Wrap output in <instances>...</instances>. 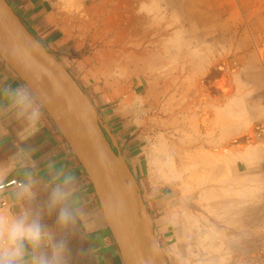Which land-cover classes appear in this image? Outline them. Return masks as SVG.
Returning a JSON list of instances; mask_svg holds the SVG:
<instances>
[{
    "label": "rangeland",
    "instance_id": "rangeland-1",
    "mask_svg": "<svg viewBox=\"0 0 264 264\" xmlns=\"http://www.w3.org/2000/svg\"><path fill=\"white\" fill-rule=\"evenodd\" d=\"M56 8L68 46V54L59 59L93 103L99 106L102 102L110 109L128 108L124 114L129 125L126 141L138 144L135 160L131 155L128 161L130 167H135L136 172L132 170L139 182L142 178L155 190L156 197H168L177 208L181 242L175 252L179 264H233L237 258L251 263L264 254L263 218L240 222L218 217L215 202H204L197 195L200 188L181 190L174 181L156 185L145 168L149 166L147 151L160 142H165L169 151L176 147L186 153L196 148L208 155L227 153L226 145H233L219 143L222 127L215 122L219 108L240 92L245 93L249 106L239 108L233 121L240 127L226 141L248 134L253 144L264 147V75L253 82L248 81L251 76L243 75L246 81L239 78L253 57L264 70V0H57ZM206 12L215 14L214 18L206 20ZM219 63L226 65L222 73L210 84L202 83L207 69ZM220 75L225 77L220 81L228 91L214 94L212 88L218 86ZM207 138H213L212 143ZM245 145L248 141H240L234 148L245 149ZM238 160L230 163L233 174L251 177L245 184L257 192L253 200L260 198L257 204H262L263 213L264 176L262 181L254 178L264 174L260 171L262 161L255 159L245 166ZM222 174L218 171L215 176ZM189 179L192 182L193 176L185 173V183ZM229 183L227 187L238 186ZM159 191L164 194H157ZM192 214L198 215L199 222L195 216L190 219ZM196 224L210 232L207 255L191 232L198 228ZM249 248L255 252H241Z\"/></svg>",
    "mask_w": 264,
    "mask_h": 264
},
{
    "label": "crops",
    "instance_id": "crops-1",
    "mask_svg": "<svg viewBox=\"0 0 264 264\" xmlns=\"http://www.w3.org/2000/svg\"><path fill=\"white\" fill-rule=\"evenodd\" d=\"M8 2L28 28L52 53L58 58H61L63 54H68V46L64 43V30L56 15L57 0H8ZM214 16L215 14L206 12L205 19L212 20ZM21 84L28 86L7 59L0 54V86L15 87ZM0 102L6 103L7 101L0 99ZM94 105L103 124L118 139L119 151L130 162V156L135 153L138 144L134 145L133 142L126 141L129 125L126 124L128 121H125L124 114L127 113L128 108L110 109L102 102L99 104L101 107L95 103ZM42 112L41 119L34 126L17 122L11 114L0 116V171L3 172L0 184L10 178L24 181L33 163L38 166L39 174L42 176H47L49 164H52L56 170L70 171L78 179L80 191L77 203L86 205V210H88L86 223L89 226L86 237H82L80 228L70 236L68 241L70 264H127L87 171L44 106ZM148 151L146 157L150 163ZM135 158L136 156L133 155V160ZM145 168L150 173V166ZM132 169L136 172L134 166ZM140 183L144 198L153 214V225L165 264H179L181 262L178 260L179 255L175 252L181 242L177 231L179 221L176 214L177 208L168 197H156L155 190L145 184L142 178H140ZM161 183L166 182L154 184L165 185ZM14 189L15 187L0 189V209L13 210L15 208ZM157 194L163 195L164 193L159 191ZM38 199L42 202L46 199V194H42ZM153 209L157 210L152 211ZM257 210L254 216L258 220L264 219V213H260V204ZM55 221V213L51 217H44V223L50 228L55 226ZM262 241L264 244V238ZM263 248L264 246L261 247L262 250ZM253 251L255 252V248L241 250L247 255ZM252 259L255 260L254 257ZM257 260H261L259 254Z\"/></svg>",
    "mask_w": 264,
    "mask_h": 264
},
{
    "label": "water",
    "instance_id": "water-1",
    "mask_svg": "<svg viewBox=\"0 0 264 264\" xmlns=\"http://www.w3.org/2000/svg\"><path fill=\"white\" fill-rule=\"evenodd\" d=\"M0 54L40 98L84 166L126 263L165 264L140 182L117 138L79 81L8 0H0Z\"/></svg>",
    "mask_w": 264,
    "mask_h": 264
},
{
    "label": "clouds",
    "instance_id": "clouds-1",
    "mask_svg": "<svg viewBox=\"0 0 264 264\" xmlns=\"http://www.w3.org/2000/svg\"><path fill=\"white\" fill-rule=\"evenodd\" d=\"M0 99L7 101L0 102V116L11 114L17 122L34 126L43 115L42 101L27 85L0 86ZM48 168L42 176L33 163L26 179L15 186V208L0 209V264H70V236L80 228L86 237L88 210L77 203L78 179L52 164ZM42 194L46 199L41 202ZM54 213L55 226L50 228L44 217Z\"/></svg>",
    "mask_w": 264,
    "mask_h": 264
},
{
    "label": "bare ground",
    "instance_id": "bare-ground-1",
    "mask_svg": "<svg viewBox=\"0 0 264 264\" xmlns=\"http://www.w3.org/2000/svg\"><path fill=\"white\" fill-rule=\"evenodd\" d=\"M251 62H252L251 66L248 65L249 67L248 66L245 67L244 73H242L241 77H239L241 81L243 79H246V78H243V75L251 76L249 77L250 79L247 78L248 81L250 82L258 80V77L261 78L264 75V70L261 69V64L258 61V59L253 57V60ZM225 68H226V65L224 63L213 64L211 68L207 69V72L203 75V77H201V80H202L201 82L202 83L206 82V84L207 83L210 84L211 82H213L214 79L217 78L216 76L222 73L220 72L221 69L224 70ZM219 78L220 79H217V80L220 81L222 78L224 79L225 77H222V75H220ZM243 81H246V80H243ZM221 82L222 81L218 83V86L212 85L213 86L212 91L214 92V94H216V92L225 94L224 92L228 91L225 84ZM244 94L245 93L240 92L236 94L235 96L233 95L232 96L233 98L230 97V100H228V105L227 104H226L227 106L222 105L220 107L221 109L219 108V111L217 114L218 118H216L215 123H219V125L222 127V135L218 139L219 143L223 145L224 142L226 143L228 142V144L233 145V147L232 146L229 147V145H226V147H228L227 153H224L223 151L221 152L220 155H215L216 151L214 150L215 151L214 152L213 150H211L215 154L213 153L214 155H208L203 150L201 151L200 150L201 148H196L194 151L186 153L187 151L186 149L176 148V147H173L175 151L173 152L172 151L173 149L169 151L168 148L165 147L166 145L165 142H160L157 145H154L153 148L150 149V151L148 152V157L150 160L149 166H150L151 182L170 183L174 181L177 187L180 188L181 190H186V188H188L187 186H191V188H200L197 195L204 198L203 201L204 200L206 201L207 199H209L210 202H215L216 211L218 212L217 213L218 215L217 214L216 215L218 217L223 216L228 221H231L234 218H238L240 222H243L246 219L256 218L254 215H256L258 211L257 201L259 202L260 198L253 200L254 195H255L254 193H257V192H254V190L250 189L251 186L249 188V185L245 184V179H250L251 177H249L248 175H245V176L234 175L233 169L232 167H230V163L231 162L233 163L234 159L239 158V160L243 161L244 165L247 166L246 164L251 162L252 160L261 159L262 165H260L261 166L260 171L264 173V147L263 145L258 146V144L255 142H254L255 144H253L252 141H250L252 137L248 134L239 136V137H233V138L230 137V139L226 141L227 136H230L236 130L238 131V128L240 127L236 125L235 122L233 121L235 118L239 116V113H240L239 108L241 107V110H242V108L247 109L249 106L248 101H247L248 98H246ZM232 104L234 105L229 106ZM235 106H236V110L234 109ZM216 109H217V105H216ZM248 133H252V131H249ZM207 139H208L207 141L208 143H212L213 138H207ZM240 141H248V146L245 145L246 147L245 149L242 148V149L236 150L234 148V144ZM223 166H227V167H223ZM202 167H205V168H202ZM218 171H221L223 173L219 178L216 177L217 175L215 176V174H217ZM185 173H187V176L189 175V178L193 176L192 182L189 179L187 183H185V180H184ZM262 176H264V174L260 173V174H256V176L255 177L253 176V177L257 180L261 179L259 181H262V178H261ZM229 182L237 183L238 186L236 187L228 186L227 187V184ZM262 186L264 185L262 184ZM218 197L219 199H216ZM249 197H252V198L249 199ZM262 197L264 198V196ZM249 203L250 204L254 203V204L250 206ZM210 211H211V208H210ZM260 213H262V209ZM194 216L195 215L193 214L190 215V219L193 218ZM198 218H199L198 215H196L195 220L199 222ZM196 227L198 228L196 229L194 228L195 230L191 232L196 236L195 241H196V244L199 246L200 250L202 249L204 254L207 255L208 251H210L211 249L206 244V238L210 237L209 235L210 232H208L209 230L207 227H205L207 228L205 230L204 229L202 230L200 225L199 226L197 225ZM246 231L248 232V228Z\"/></svg>",
    "mask_w": 264,
    "mask_h": 264
},
{
    "label": "built area",
    "instance_id": "built-area-1",
    "mask_svg": "<svg viewBox=\"0 0 264 264\" xmlns=\"http://www.w3.org/2000/svg\"><path fill=\"white\" fill-rule=\"evenodd\" d=\"M20 182L23 181L17 178H10L0 184V189H4L7 187H15ZM233 264H264V254L261 255V260H255L254 262L248 263L242 258H237Z\"/></svg>",
    "mask_w": 264,
    "mask_h": 264
}]
</instances>
